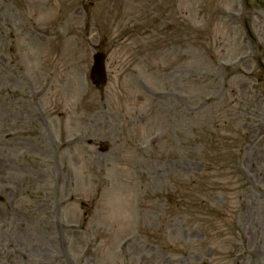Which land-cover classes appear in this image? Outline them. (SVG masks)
<instances>
[{"label":"rangeland","instance_id":"374dc122","mask_svg":"<svg viewBox=\"0 0 264 264\" xmlns=\"http://www.w3.org/2000/svg\"><path fill=\"white\" fill-rule=\"evenodd\" d=\"M0 197V264H264V0H0Z\"/></svg>","mask_w":264,"mask_h":264},{"label":"water","instance_id":"95a60500","mask_svg":"<svg viewBox=\"0 0 264 264\" xmlns=\"http://www.w3.org/2000/svg\"><path fill=\"white\" fill-rule=\"evenodd\" d=\"M93 67L91 69L90 79L97 88L104 86L106 82L104 73V56L97 54L93 57ZM1 200V199H0Z\"/></svg>","mask_w":264,"mask_h":264}]
</instances>
